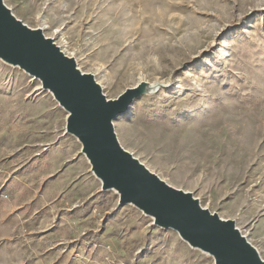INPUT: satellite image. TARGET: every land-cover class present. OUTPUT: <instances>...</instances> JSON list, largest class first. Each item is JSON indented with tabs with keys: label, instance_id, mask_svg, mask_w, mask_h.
<instances>
[{
	"label": "rangeland",
	"instance_id": "rangeland-1",
	"mask_svg": "<svg viewBox=\"0 0 264 264\" xmlns=\"http://www.w3.org/2000/svg\"><path fill=\"white\" fill-rule=\"evenodd\" d=\"M107 99L121 147L264 261V0H2ZM139 82V83H138ZM40 81L0 58V264H214L101 189Z\"/></svg>",
	"mask_w": 264,
	"mask_h": 264
},
{
	"label": "water",
	"instance_id": "water-1",
	"mask_svg": "<svg viewBox=\"0 0 264 264\" xmlns=\"http://www.w3.org/2000/svg\"><path fill=\"white\" fill-rule=\"evenodd\" d=\"M0 58L37 78L43 90L67 112L65 132L81 153L101 189L115 190L119 204H132L154 218V225L175 230L189 246L209 253L214 264H264L234 221L201 208L190 193L174 189L124 150L113 120L143 93L142 84L107 99L91 74L81 73L40 29L15 18L0 0Z\"/></svg>",
	"mask_w": 264,
	"mask_h": 264
},
{
	"label": "bare ground",
	"instance_id": "bare-ground-1",
	"mask_svg": "<svg viewBox=\"0 0 264 264\" xmlns=\"http://www.w3.org/2000/svg\"><path fill=\"white\" fill-rule=\"evenodd\" d=\"M139 83V82H138ZM41 89H42V87H41ZM43 90V89H42ZM43 91H47V92H49L48 90H43ZM50 94H51V92H49ZM52 95V94H51ZM53 97V96H52ZM54 99V98H53ZM54 101L57 103V101L54 99ZM60 108H62L61 106H59ZM118 140V139H117ZM84 156V155H83ZM85 157V156H84ZM86 159V158H85ZM87 160V159H86ZM87 162H88V160H87Z\"/></svg>",
	"mask_w": 264,
	"mask_h": 264
}]
</instances>
